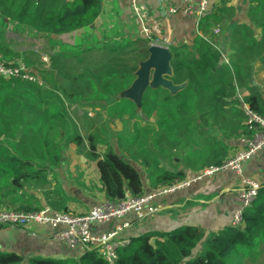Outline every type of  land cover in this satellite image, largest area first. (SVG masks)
I'll return each mask as SVG.
<instances>
[{
	"label": "trees",
	"instance_id": "obj_1",
	"mask_svg": "<svg viewBox=\"0 0 264 264\" xmlns=\"http://www.w3.org/2000/svg\"><path fill=\"white\" fill-rule=\"evenodd\" d=\"M101 2L0 0V24L12 25L13 30L20 27L32 36L79 32L73 44L52 43L43 52L45 61L38 52L19 51L13 40L9 45L0 38L4 61L18 65L16 59L20 58L21 73L34 77H0V209L29 211L47 205L70 211L60 182L51 186L50 175L58 179L70 141L75 142L77 149L83 146L79 123L69 109L72 104L114 108L104 122L119 123L125 118L127 130L128 119H141L138 110H142L153 120L152 124L145 122V126L155 129L152 141L161 152L165 149L164 139L175 137L180 125L197 123L204 131L212 123L217 135L240 138L250 137L255 129L246 122L243 105L264 117V94L250 84L252 62L258 60V47L264 44V0H249L248 17L260 28V36L241 26L237 38L218 41L212 33L197 34L190 48L170 47L171 75L167 77L173 83H181V88L171 92L161 86H147L138 105L120 94L134 79L139 62L147 57L149 41L113 36V31L97 25ZM216 10L213 8L199 19L201 28L218 22ZM260 11L262 15H258ZM220 59L222 62L218 63ZM108 128L94 129L97 134L104 133L103 139L91 132L88 145L80 150L97 170L98 191L106 200L116 202L126 194L144 193V181L134 164L137 157H127L121 147L127 151L129 146L122 144L121 135L113 131L109 134ZM146 142L149 143L147 138ZM139 144L146 147L143 141ZM151 155L148 163L160 157L154 152ZM147 160L144 158L143 163ZM221 161L217 159L214 164ZM158 162L157 159L149 180L154 189L185 177L183 170L160 168ZM128 238L127 243L116 248L112 262L94 247L56 259L36 255L25 258L0 250V264H225V258L236 249L253 251L257 242L264 241V182L252 202L243 207L237 224L206 235L197 226H184Z\"/></svg>",
	"mask_w": 264,
	"mask_h": 264
},
{
	"label": "crops",
	"instance_id": "obj_2",
	"mask_svg": "<svg viewBox=\"0 0 264 264\" xmlns=\"http://www.w3.org/2000/svg\"><path fill=\"white\" fill-rule=\"evenodd\" d=\"M209 1L214 12L217 8L218 22L212 23L205 29L200 27V20H197L193 14L183 12V8L190 3V0H134L133 2L131 0H102L101 11L95 23L107 28L109 32L113 31V36L142 37L148 41L158 40V44L166 46L169 50L170 47L180 46L190 48L193 38L197 34L206 36L212 33L218 41L237 38L241 35V26L252 30L257 37L261 35L260 28H256V25L248 17L249 0ZM169 7H175L177 11L169 12ZM262 14V11L258 12V15ZM5 20L7 19L5 18ZM142 24L147 27L151 40L143 35ZM11 26L7 23L0 24V38L6 40L9 45L14 44V48L19 51H36L39 56L50 49L52 43L58 42L62 36H72L75 39L79 34V32L48 36L38 34L35 37L40 40V47L37 48L25 44V41H29V37L32 35L29 34L31 33L29 30L25 32L24 29L18 27L16 31L19 32L18 35L21 38L16 40L12 35L6 34L7 29L8 31L14 29ZM45 43L49 45V48L46 49ZM258 51V60L252 62L253 75L250 84L256 85L264 94V44L259 45ZM35 59L38 61V56ZM16 62H20L23 66L20 58H17ZM221 62L218 61V63ZM120 95L128 98L124 94ZM149 120L153 121L152 118ZM207 128L214 130L212 123H209ZM211 144L216 151H213L210 158L200 166H184L180 160L173 159L174 165L167 166V168L181 169L185 172V177H190L208 164H214L217 159L224 160L243 147L239 137H225L222 134L217 135L215 132L211 138ZM80 158L79 161L81 159L87 161L90 172L94 174V180L89 187L91 195H81L75 198L76 202L74 203L66 198L69 210L75 212L85 211L105 200L103 193L96 188L99 186L98 173L93 162L86 158ZM241 175L251 177L260 183L264 182V146L245 162L241 174L224 171L203 177L173 193L156 197L154 205L157 209L142 218L128 213L124 217L110 222L93 223L91 228L94 233L100 234L109 231L115 224L128 220L130 225L121 232L122 235L134 236L147 231H167L184 226H197L206 235L232 224L233 215L240 203L237 190ZM149 180L143 178L145 192L154 189L150 186ZM52 232L53 228L50 227L30 226L26 230L1 227L0 250L12 251L25 258L36 255L56 259L78 254L79 251L69 250L56 240L52 236ZM199 249L200 247L197 248V251Z\"/></svg>",
	"mask_w": 264,
	"mask_h": 264
},
{
	"label": "built area",
	"instance_id": "obj_3",
	"mask_svg": "<svg viewBox=\"0 0 264 264\" xmlns=\"http://www.w3.org/2000/svg\"><path fill=\"white\" fill-rule=\"evenodd\" d=\"M131 1L133 2L134 0ZM168 11L175 12L177 8L169 7ZM211 11L212 6L209 0H190V3L183 8V12L193 14L197 20L209 15ZM141 28L143 35L151 40L147 27L142 24ZM150 44H158V40H151ZM42 57L46 59L45 54H42ZM21 69L22 66L7 64L0 55V77L22 76L34 79L28 73H21ZM243 108L247 115L246 122L249 126L253 125L255 128L254 132L250 137H240L243 147L218 164H208L190 177L159 186L137 196L126 194L116 202L105 199L82 212L64 211L47 205L37 210L29 211L1 208L0 228L12 227L26 230L30 226L50 227L53 228L52 236L67 249L79 251L78 253H80L95 247L104 259L112 262L116 257V248L124 245L129 240V236L122 235L121 232L130 225V222L123 220L115 224L109 231L100 234L93 232L91 228L93 223L110 222L120 219L128 213H133L137 218H142L157 209L154 205V199L158 196L173 193L217 172L232 171L236 174H241L245 162L264 146V117L253 113L246 105H243ZM259 186L260 182L257 180L241 175L237 190L240 203L233 215L232 224L240 222L243 207L252 202Z\"/></svg>",
	"mask_w": 264,
	"mask_h": 264
},
{
	"label": "rangeland",
	"instance_id": "obj_4",
	"mask_svg": "<svg viewBox=\"0 0 264 264\" xmlns=\"http://www.w3.org/2000/svg\"><path fill=\"white\" fill-rule=\"evenodd\" d=\"M8 32V33H7ZM6 34L12 35L14 40L20 39L21 36L18 35L19 32L16 30L8 31ZM22 38H24L22 36ZM29 39L32 41L27 46L31 47H40L39 41L36 37L31 35ZM63 44H73V42H77L76 38L72 36H62L59 40ZM87 43V41H85ZM84 42H81L83 44ZM150 44V41L149 43ZM46 49L49 48V45L45 43ZM44 55V54H43ZM41 60L43 59L42 54H40ZM139 67V64H138ZM259 81V80H256ZM153 87V86H150ZM123 94V91H121ZM69 109L76 117L77 122L79 123V130L83 137V146L80 149L88 145L89 141L87 136L91 134V132H95L94 129L98 127H102L103 129L108 128V133L111 134L113 131L116 134L121 135L122 144L125 146H129V150H125L124 147H121L127 157L136 156L137 163H134L136 167L141 171L142 177L149 180L153 176L154 164L158 159V166L160 168H167L174 165L173 159L180 160L181 164L188 167H197L207 161L210 158L211 153L215 151L214 146L211 144V138L214 134L215 130L206 129L202 130L199 124L194 123L190 126L183 124L180 125L177 130V135L175 137H168L163 141L164 152L155 145L152 141V135L155 129L151 127H146L145 122H149L148 124H152L149 119L144 120L143 118L139 119L134 117L132 119H128L130 121V128L127 130L125 128L124 120L122 118V122H104L105 118L111 117L114 112V108L106 109L102 107H91L88 105H78L72 104L69 106ZM99 114V115H96ZM78 116V117H77ZM143 120V121H141ZM143 125L144 128H140ZM143 132L145 136L141 134ZM100 132V131H99ZM112 132V133H113ZM98 133V132H97ZM95 134L96 138L103 139L104 133ZM107 133V135H108ZM99 136V138H98ZM123 137V138H122ZM146 138L148 142H146ZM140 141H143L146 147L143 148L142 144H139ZM98 146L101 148L100 143ZM77 149L74 141H70L69 149L66 151L64 155V160L59 168V172L57 174L58 179L50 175V185H55L57 182H60L63 193L66 198L70 199L72 203L76 202L75 198L81 195H91V191L89 187L91 186V182L94 180V174L90 172L89 165L86 163L85 159H81L80 157H84L82 151ZM149 149L150 152L146 153V150ZM151 152L157 153L160 157H155L154 162H151ZM151 156V157H150ZM79 158L81 159L79 161ZM147 160V163H143V159ZM92 170V169H91ZM39 190V189H38ZM257 247L253 251H248L247 249H236L229 256L225 258V264H264V241L260 240L257 242ZM196 253V250L192 251V255ZM191 255V256H192Z\"/></svg>",
	"mask_w": 264,
	"mask_h": 264
},
{
	"label": "water",
	"instance_id": "obj_5",
	"mask_svg": "<svg viewBox=\"0 0 264 264\" xmlns=\"http://www.w3.org/2000/svg\"><path fill=\"white\" fill-rule=\"evenodd\" d=\"M147 51V57L139 62V67L134 72V79L130 85L123 90V94L136 105L139 104L141 96L147 86H161L171 92L179 90L182 86L181 83H173L171 79L167 77L171 75V67L169 64L171 53L169 49L164 45L149 44ZM219 61H222V59ZM17 64L22 66L20 62H17ZM138 114L144 120L147 119L142 110H138Z\"/></svg>",
	"mask_w": 264,
	"mask_h": 264
}]
</instances>
